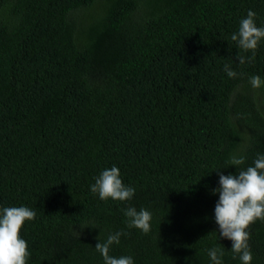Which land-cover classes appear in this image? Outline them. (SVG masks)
<instances>
[{
  "label": "trees",
  "instance_id": "trees-1",
  "mask_svg": "<svg viewBox=\"0 0 264 264\" xmlns=\"http://www.w3.org/2000/svg\"><path fill=\"white\" fill-rule=\"evenodd\" d=\"M264 0H0V209L36 212L27 264H242L215 221L220 173L264 155V40L239 64L231 40ZM238 73L230 78L225 65ZM116 166L133 198L90 191ZM152 214L144 234L125 210ZM264 264V221L248 229Z\"/></svg>",
  "mask_w": 264,
  "mask_h": 264
},
{
  "label": "clouds",
  "instance_id": "clouds-1",
  "mask_svg": "<svg viewBox=\"0 0 264 264\" xmlns=\"http://www.w3.org/2000/svg\"><path fill=\"white\" fill-rule=\"evenodd\" d=\"M256 13L249 10L246 18L240 20L238 33H233L231 40L237 43L239 49L251 52L250 57L238 55L239 64L251 63L255 59V53L261 40H264V27H258ZM224 71L230 78H236L238 73L226 64ZM249 83L254 89L264 86V80L260 76H252ZM245 163L243 155H233L228 160L230 166H237V174L224 175L220 173V187L214 190L219 194V200L215 206V221L219 225L220 237L232 241L231 251L239 256L242 264H251V253L248 229L257 220L264 221V155H259L254 161V166L241 168ZM90 191L98 194L101 200L129 201L135 194V189L126 186L121 178L119 168L116 166L105 169L95 183L90 185ZM128 218V227L137 228L144 234L151 230L152 214L147 209L137 211L135 207L125 210ZM36 212L26 206L4 207L0 209V264H27L30 256L27 242L21 238V231L26 222L34 220ZM125 233L116 232L108 235L106 240L98 237L99 243L95 249L104 260V264H134L130 256L119 258L109 255L113 244H119L120 238ZM208 255L213 264H222L224 255L222 248L208 250Z\"/></svg>",
  "mask_w": 264,
  "mask_h": 264
}]
</instances>
